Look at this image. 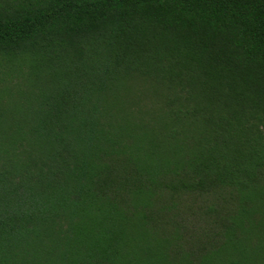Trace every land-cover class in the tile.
I'll return each mask as SVG.
<instances>
[{
	"label": "trees",
	"instance_id": "obj_1",
	"mask_svg": "<svg viewBox=\"0 0 264 264\" xmlns=\"http://www.w3.org/2000/svg\"><path fill=\"white\" fill-rule=\"evenodd\" d=\"M0 264H264V0H0Z\"/></svg>",
	"mask_w": 264,
	"mask_h": 264
}]
</instances>
